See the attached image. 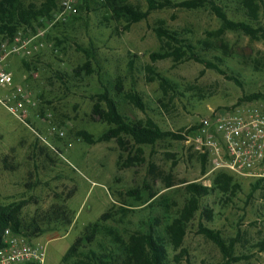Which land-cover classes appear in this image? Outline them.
<instances>
[{"label":"rangeland","instance_id":"374dc122","mask_svg":"<svg viewBox=\"0 0 264 264\" xmlns=\"http://www.w3.org/2000/svg\"><path fill=\"white\" fill-rule=\"evenodd\" d=\"M61 1L50 17L35 22L37 31L47 30L45 48L33 58L13 54L7 59L15 85L31 93L27 123L1 103L10 90L0 86V204H24L21 218L26 223L41 219L54 206L66 205L75 214L69 228L51 226L32 239L46 245V264H61L85 227L110 211L114 218L106 227L124 242L140 232L159 235L168 251L167 264H225L220 249L199 232V224H207L206 209L214 214L209 227L226 240L237 241L234 256L239 261L234 264H264V252L256 248L264 240V190L252 195L253 182L246 179L235 177L242 186L236 197L216 192L202 201L187 226L186 253L179 263L175 257L181 250H173L168 235V227L189 198L187 186H212L218 174L211 173L208 163L206 172L203 169V154L195 141L200 121L213 111L264 104V39L227 30L210 3L232 21L251 23L261 35L264 0L255 1L258 18L253 22L244 0H206L199 9L153 11L130 29L125 21L115 20L101 0H90L88 9L76 0L78 13L61 20ZM23 2L38 9L43 4ZM129 4L148 10L144 0ZM160 26L190 41L202 60L227 76L194 60L152 61L151 54L162 47L155 32ZM35 33L31 30L28 35ZM4 42L0 37V44ZM86 64L91 74L84 71ZM157 75L171 82L169 94ZM119 81L124 94H140L145 112L117 94ZM105 90L131 119L151 118L184 140L168 138L153 146H136L126 138L125 149L115 140L87 144L80 132L97 138L108 129L92 115L94 99ZM252 95L262 98L248 101ZM112 245L110 236L100 237L94 248L109 252Z\"/></svg>","mask_w":264,"mask_h":264},{"label":"trees","instance_id":"16d2710c","mask_svg":"<svg viewBox=\"0 0 264 264\" xmlns=\"http://www.w3.org/2000/svg\"><path fill=\"white\" fill-rule=\"evenodd\" d=\"M42 1L41 8L36 4L29 7L23 0H0V37L3 41L12 42L13 39L24 31L26 34L31 30L37 32L35 22L39 19L50 17L52 12L57 9L58 0H39ZM131 0H101L103 8H107L117 21H125L126 29H130L146 19L149 14L157 10L165 9H188L194 10L205 7L206 0H144L148 6L147 12H143L137 6L129 4ZM256 0H244L250 21L258 18L256 10ZM90 0H82L81 8H89ZM213 12L219 17L227 30L241 31L252 39H264L263 34L259 35L253 25L246 21H232L226 13L215 3H210ZM161 44V50L151 54L154 62L174 59L176 62L194 60L204 63L209 68L219 71L224 76L225 72L218 66L207 63L196 54V48L193 44L181 38V36L169 29L160 26L155 30ZM1 47V44H0ZM28 66V64L25 62ZM84 71L91 74L90 64H86ZM79 73V72H78ZM162 90L169 94L172 90L171 82L162 75H157ZM237 81L236 79H233ZM117 94L123 95L124 99L130 104L145 112L146 106L142 97L137 92H128L124 94L121 81L116 86ZM260 95H252L247 98L248 101L261 99ZM92 115L95 120L107 124L108 129L99 137L95 138L87 132H80L79 138L89 145L96 143L111 142L115 140L118 145L125 149L128 141L136 146H153L159 141L165 139L184 140L182 134L166 132L151 118L146 120H133L124 114L121 104L110 91L105 90L98 94ZM195 130V129H194ZM203 169L206 172L208 157L201 155ZM242 186L236 182L235 176L227 172H219L215 177L212 186L191 183L187 186L189 198L185 206L168 227L170 243L175 252L181 250L175 258L179 263L180 258L184 257L186 251L183 249L184 240L187 233V226L195 219L196 214L201 210L202 201L214 193L218 192L225 198H234L241 190ZM252 195L258 190H264L262 182H255L251 185ZM155 196H153L154 198ZM24 204L13 203L9 205L0 204V248L3 246V234L6 229H11L15 234L25 236L30 239L39 238L44 235L51 227L69 228L75 219V214L66 205L54 206L49 212L44 214L41 219L26 223L21 218ZM206 223L199 224V232L206 239L213 242L221 251L225 264H234L239 258L234 256L236 240H226L222 233L209 227L213 221L214 214L212 210L207 209L203 213ZM114 218L112 212L104 213L96 222L85 227L82 234L76 239L68 252L63 256L61 264H167L168 251L160 239L159 235L153 232L136 233L130 236L128 242L122 241L117 235L109 231L106 223ZM153 228H151L152 230ZM112 238V249L108 251H99L94 248L100 237ZM256 248L264 252V240L256 245Z\"/></svg>","mask_w":264,"mask_h":264},{"label":"built area","instance_id":"2783aa9c","mask_svg":"<svg viewBox=\"0 0 264 264\" xmlns=\"http://www.w3.org/2000/svg\"><path fill=\"white\" fill-rule=\"evenodd\" d=\"M75 2L61 1L59 19L66 20L68 15L78 13ZM46 34L47 30L43 29L33 35L20 31L12 42L6 41L0 48V86L10 90V95L1 103L23 123L29 118L31 93L23 86L15 85L7 59L13 54L35 57L46 46ZM195 134L198 148L208 157L211 173L227 172L264 185V104L235 111H213L200 121ZM191 141L187 139L188 143ZM46 256L44 243L15 234L11 229L4 231L0 264H46Z\"/></svg>","mask_w":264,"mask_h":264}]
</instances>
